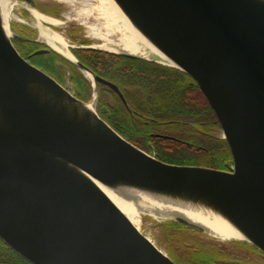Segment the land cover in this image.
Returning a JSON list of instances; mask_svg holds the SVG:
<instances>
[{
    "label": "water",
    "instance_id": "obj_1",
    "mask_svg": "<svg viewBox=\"0 0 264 264\" xmlns=\"http://www.w3.org/2000/svg\"><path fill=\"white\" fill-rule=\"evenodd\" d=\"M113 1L198 85L232 167L167 163L127 140L93 107L95 95L81 100L22 56L0 7V239L31 264H178L102 185L210 211L264 255V0ZM74 58L95 94L104 84L126 103ZM141 213L217 238L184 216Z\"/></svg>",
    "mask_w": 264,
    "mask_h": 264
},
{
    "label": "trees",
    "instance_id": "obj_2",
    "mask_svg": "<svg viewBox=\"0 0 264 264\" xmlns=\"http://www.w3.org/2000/svg\"><path fill=\"white\" fill-rule=\"evenodd\" d=\"M36 47L28 49L27 54ZM79 58L92 72L113 80L123 89L132 111L117 98L116 109L107 104L106 119L125 138L140 148L155 152L167 163L183 165L184 160L206 159L211 168L231 169L232 154L227 141L220 136L218 119L198 85L188 75L140 58L100 50H82ZM74 80L77 89H85L81 98H87L86 89L91 88L90 84L78 73ZM166 128L174 130L183 141L151 135ZM181 226L184 227L165 222L160 230L162 239L169 242L170 256L180 264H231L237 255H241L240 264L245 261L246 256L241 251L228 245L204 242L187 231H181ZM190 256L192 261L186 262ZM0 264L31 263L0 239Z\"/></svg>",
    "mask_w": 264,
    "mask_h": 264
},
{
    "label": "bare ground",
    "instance_id": "obj_3",
    "mask_svg": "<svg viewBox=\"0 0 264 264\" xmlns=\"http://www.w3.org/2000/svg\"><path fill=\"white\" fill-rule=\"evenodd\" d=\"M58 1L73 6L78 2L83 3V8L77 12V16L83 15L81 21L82 24L89 28L90 38L92 36V38L100 39L103 42L101 44L95 43L90 45V47L118 54L126 52L138 56L142 55V57H150L164 65L173 67L172 63L134 27L113 0H99L100 5L98 7L89 4V0ZM23 6L24 4L21 0H0L1 12L7 29H9L11 20L17 19V22L23 20L20 18V8ZM94 11H98V18L104 19V22L99 21L96 24L88 22ZM31 12L36 20L39 35L44 39L45 43L66 58L75 60L61 32L47 25L61 27L60 25L63 22L35 10ZM11 25H13V22ZM117 32L120 33V38L114 39L112 36ZM85 74L88 79L92 80V76L89 73L86 72ZM92 105L96 108L95 101L92 102ZM99 186L139 230L140 215L143 211L160 218L184 216L204 226L212 235L222 240L239 239L241 237L224 219L210 211L167 203L140 192H127L126 194L129 198H126L124 195L109 190L102 185Z\"/></svg>",
    "mask_w": 264,
    "mask_h": 264
},
{
    "label": "flooded vegetation",
    "instance_id": "obj_4",
    "mask_svg": "<svg viewBox=\"0 0 264 264\" xmlns=\"http://www.w3.org/2000/svg\"><path fill=\"white\" fill-rule=\"evenodd\" d=\"M24 1L29 6H31L32 9L28 6H23V8L26 11V13L31 14L32 17H34V16H33L31 11L35 10V11H38L39 13H42V14H45L48 16L49 15L53 16L54 18L59 19L61 21H63V20L67 21V19H68V17L64 14L65 10H67L68 7H66L64 4H60L61 2H59L57 0H24ZM93 3H95V0H89V4L93 5ZM20 23L21 24H19V25H16L17 23H13V27H14L15 31L21 35V38L14 40V44L17 47V49L19 50V52L22 54V56L24 58L28 59L32 64H34L33 59L35 61H37L38 65L35 64L37 67L41 68L46 73H48L50 76H52L54 79H56L62 86L67 87V88H73V89L75 87L76 90H74V92L77 95V97L83 101H86V100L88 101L89 100L88 98H85V99L81 98V96L83 95L82 91L85 90L84 88H82L83 90L77 89L76 84L74 85V87H71V86L69 87L68 85H66V76H68L71 81L75 82L74 78H75L77 73L79 75H82V74L84 75L82 70L76 64H74L70 59L66 58L62 54L53 50L47 43L44 44V42L39 41L36 38V36H33L35 33L37 34V29H38L37 26H35L37 28L36 29L33 26L25 23L24 20H21ZM64 23H66V22H64ZM47 25L50 26L51 28L57 30L58 32H61V34L63 36L66 34V33H64V31L59 30V29H62V27H59V26L56 27L55 25H49V24H47ZM74 33L77 34V32H74ZM38 34H39V30H38ZM78 34H80V33L78 32ZM92 39H93L92 37L90 39H86L85 40L86 42L80 43L77 46L69 45L70 52L72 53V55L79 60L80 59L79 58V52L82 50H100L101 51V49L90 47V45L95 44V42H93ZM34 45L37 46L36 49H34L31 53L27 54L28 49H30ZM37 50H48V52L41 53L38 55H33L34 52H36ZM82 64L84 66H86L84 63H82ZM157 65L162 66L164 68L176 69V68L171 67V66H167V65L164 66V64L163 65L157 64ZM79 72L82 74H80ZM83 78L90 84V87H91L90 88L91 89L90 94L93 95L95 93L93 84L89 81V79H87L86 76H84ZM104 79H106V78H104ZM106 80H108V79H106ZM108 81L115 83L113 80H108ZM119 88L122 91L124 98L126 99V96H125L123 89L120 86H119ZM86 92L88 93L87 89H86ZM98 93H101V95L105 97L104 101H102V99L98 100L99 99ZM96 94H97L96 110L98 111L100 116H102V118L107 121L106 115L108 114V108H109L108 105L113 106L114 109H116V106H115L116 103L115 102H114V104L111 103L110 101H112V100H110V99H114L116 101L117 98H119V99H121V98L114 90H112L111 88H109L108 86H106L104 84H99L98 92ZM121 101L125 104V106L127 108H129V111H132V108H130V106H128V104H127L128 103L127 99H126V103L122 99H121ZM133 113L135 114L137 112L133 111ZM115 130H117V129H115ZM162 131L163 132H161V131L154 132L151 135L154 136L155 138L157 137V138H166L168 140H173V141H183V139L180 138L178 136V134H176L174 132V130H172V129L166 128ZM141 149L148 152V153H151L154 156H156L155 152H149L143 148H141ZM180 230L181 231H187V232H189V233H191L197 237L198 236H200V237L206 236L203 233H197L194 231H190V230L186 229L185 227L180 228ZM232 244H233L232 248L235 251H241V254L246 256V257L243 256V257H245V261H243L241 264H262V263L264 264V255L258 249H256L254 246H252L246 242H244V243L234 242ZM168 255L170 256L169 253H168ZM237 256L240 257L239 255H237ZM171 259H173L175 262H177L174 258L171 257ZM177 263L180 264L179 262H177Z\"/></svg>",
    "mask_w": 264,
    "mask_h": 264
},
{
    "label": "rangeland",
    "instance_id": "obj_5",
    "mask_svg": "<svg viewBox=\"0 0 264 264\" xmlns=\"http://www.w3.org/2000/svg\"><path fill=\"white\" fill-rule=\"evenodd\" d=\"M21 1L24 4V6H28V7L31 8V6H29L24 0H21ZM59 2H61L60 4H64L66 7H68L67 10H65V12H64V14L68 17V19H67V21H64L62 19L63 23H61V25H60L62 27V29H59V30L64 31V33H66L64 35V38H65L66 42L68 43V45L77 46L80 43L86 42L85 40L89 39V37H90L89 36L90 33L88 32L89 28H87L86 25L82 24L81 18H82L83 15H81L80 17L77 16V12H79L83 8V3L82 4L81 3H77L75 6H73V5L64 3L62 1H59ZM93 5L98 7L100 5L99 0H95V3H93ZM50 17H53V16H50ZM98 17H99L98 11H94L93 15L91 17H89L88 22L90 21L92 24H96L99 21L100 22H104V19H101V18H98ZM20 18H22L25 21V23H27V24L33 26L34 28H36L35 26L37 25V23H36L35 18L32 17L31 14L26 13V11L24 10L23 7L20 8ZM15 21L17 23L16 25L21 24L20 22H17V19H13L12 20L13 23ZM64 22H66V23H64ZM74 32H77V34L74 33ZM78 32L80 34H78ZM33 36H36V38L39 41H42L45 44L44 39L41 38L40 35L38 34V29H37V34L35 33ZM112 37L114 39L120 38V33L117 32ZM92 41L95 42V43H100V44L103 43L102 40L97 39V38L96 39L93 38ZM101 51L107 52V53L116 54V53L108 52V51H105V50H101ZM141 57H142V55H141ZM142 59L143 60L145 59L146 61H149V62H153V63H156V64L163 65L159 61H157L155 59H152L150 57H143ZM33 63H34V65L35 64L38 65L37 61H35L34 59H33ZM164 66H166V65H164ZM80 74H82V73H80ZM82 76L84 77L85 73H84V75L82 74ZM66 85H68L69 87L70 86L74 87L75 82L71 81L69 79V77L66 76ZM74 90H76L75 87H74ZM87 91H88L87 98L90 99L91 96H92V94H90L91 93V89L87 88ZM98 97H99L98 100H100L101 98L105 99V97L102 96L101 93H98ZM110 100H112V101H110L111 103H113V104H114V102L116 103V101L114 99H110ZM220 136L223 137L222 131L220 132ZM181 163L183 165L211 167V164L206 159L184 160ZM140 218H141L140 219L141 220V222H140V231L142 233H144L146 236H148L159 248H161L164 252H166L168 254L169 253V249H168V245L167 244H169V242L166 241L167 239H165V238L162 239L163 236H162V233L160 231L162 225L165 222H168V221H164L162 219L160 221H157L154 218L150 217L146 213H141ZM197 238H199L200 240H204V242L206 241V242H210V243H216V244H219L221 246L228 245L231 249H232V246H233L232 243H234V242H243V241H239L238 239H235V240L234 239L222 240V239L214 238V237L208 236V235H206L204 237L198 236ZM200 256H203V255H200ZM239 256H241V255H239ZM236 257H234L235 259L233 261H230L231 264H240L241 260L239 259L238 256H236ZM192 259H193V257H191V256H190V258L187 257L186 262L189 261V260L192 261Z\"/></svg>",
    "mask_w": 264,
    "mask_h": 264
}]
</instances>
